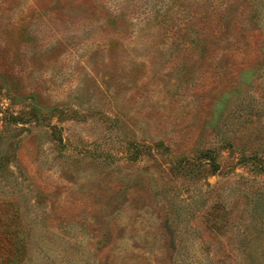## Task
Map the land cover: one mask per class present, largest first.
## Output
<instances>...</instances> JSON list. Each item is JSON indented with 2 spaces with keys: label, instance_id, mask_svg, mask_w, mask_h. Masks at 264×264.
<instances>
[{
  "label": "rangeland",
  "instance_id": "obj_1",
  "mask_svg": "<svg viewBox=\"0 0 264 264\" xmlns=\"http://www.w3.org/2000/svg\"><path fill=\"white\" fill-rule=\"evenodd\" d=\"M254 152L264 0H0V264H264Z\"/></svg>",
  "mask_w": 264,
  "mask_h": 264
},
{
  "label": "trees",
  "instance_id": "obj_2",
  "mask_svg": "<svg viewBox=\"0 0 264 264\" xmlns=\"http://www.w3.org/2000/svg\"><path fill=\"white\" fill-rule=\"evenodd\" d=\"M203 158L206 159V161L210 162V164L215 169H219V165L217 163V157L216 154L212 150H207L204 153H201ZM264 158L259 156L257 153H253L252 155L245 157L241 156L240 159H238L237 164L238 165H244V166H251L252 169H257L258 174H264Z\"/></svg>",
  "mask_w": 264,
  "mask_h": 264
}]
</instances>
